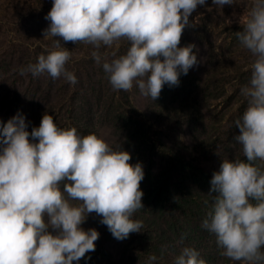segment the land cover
Masks as SVG:
<instances>
[{"label": "clouds", "instance_id": "1", "mask_svg": "<svg viewBox=\"0 0 264 264\" xmlns=\"http://www.w3.org/2000/svg\"><path fill=\"white\" fill-rule=\"evenodd\" d=\"M237 0H213L223 8ZM206 0H53L45 19L44 38L53 47L21 75L47 73L78 83L67 67L72 51L63 41L92 46L91 57L102 65L114 90L157 98L163 86H178L198 64L195 44L179 46L189 17ZM237 32L240 46L254 57L249 81L240 88L247 107L234 121L244 159H223L211 179L213 204L202 227L216 236L220 255L240 264H264V0H250ZM198 18V17H197ZM122 39L125 54L108 60L101 49ZM163 58V59H162ZM25 115L0 121V264H79L96 249L100 233L81 225L95 211L118 240L140 232L134 219L144 208L140 182L142 162L113 148L95 133L62 128L45 113L39 127L28 131ZM78 201V203H73ZM51 229L52 231H50ZM186 234H182V243ZM151 254L145 264H156ZM173 264H207L192 246L181 248Z\"/></svg>", "mask_w": 264, "mask_h": 264}, {"label": "rangeland", "instance_id": "2", "mask_svg": "<svg viewBox=\"0 0 264 264\" xmlns=\"http://www.w3.org/2000/svg\"><path fill=\"white\" fill-rule=\"evenodd\" d=\"M52 6L53 0H0V121L19 112L31 132L45 113L51 114L59 127L95 133L128 151L129 163L142 162L145 171L144 208L133 214L143 221L141 231L118 240L93 211L81 227L97 229L100 237L96 249L86 253L91 259L82 257L79 264H145L151 254L159 257L156 264H173L184 246L198 249L207 264H240L221 256L216 236L201 225L216 195L210 192L214 172L223 159H244L234 121L247 107L240 88L250 79L254 57L236 33L244 30L240 20L250 0L223 8L206 0L197 6L179 46L195 44L199 62L181 75L178 86L165 84L155 99L141 95L135 85L114 90L91 57L92 46L61 37L72 51L67 67L77 75L76 85L47 73L21 75V67L53 47L54 38L43 35ZM129 46L122 39L101 51L111 60Z\"/></svg>", "mask_w": 264, "mask_h": 264}]
</instances>
